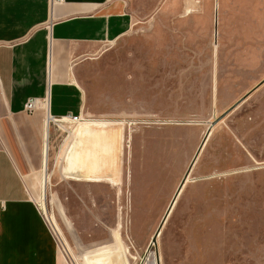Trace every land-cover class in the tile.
Wrapping results in <instances>:
<instances>
[{"label": "rangeland", "instance_id": "374dc122", "mask_svg": "<svg viewBox=\"0 0 264 264\" xmlns=\"http://www.w3.org/2000/svg\"><path fill=\"white\" fill-rule=\"evenodd\" d=\"M147 4L83 76L100 111L51 123L40 209L70 264H264V0Z\"/></svg>", "mask_w": 264, "mask_h": 264}, {"label": "crops", "instance_id": "0c3cea01", "mask_svg": "<svg viewBox=\"0 0 264 264\" xmlns=\"http://www.w3.org/2000/svg\"><path fill=\"white\" fill-rule=\"evenodd\" d=\"M148 1L0 0V264H70L36 203L50 126L100 111L83 76L153 14ZM31 98L40 104L29 112Z\"/></svg>", "mask_w": 264, "mask_h": 264}, {"label": "water", "instance_id": "95a60500", "mask_svg": "<svg viewBox=\"0 0 264 264\" xmlns=\"http://www.w3.org/2000/svg\"><path fill=\"white\" fill-rule=\"evenodd\" d=\"M249 94H247L246 96H244L242 99H240L232 108H230L227 112H225V114H223V116L222 117H220V118H218L216 121H214L213 123H212V127L219 121V120H221L228 112H230L232 109H234L238 104H240L247 96H248ZM211 127V128H212ZM211 128H210V130L208 131V135L210 134V132H211ZM208 135H207V138H208ZM193 165V164H192ZM190 169H191V167H190ZM190 169H189V171H190ZM189 173V172H188ZM188 173H187V175H186V177L184 178V180L182 181V183H181V186H180V188H179V191H178V194L180 193V191L182 190V188H183V186H184V184H185V182H186V180H187V176H188ZM178 194H177V196H178ZM172 210V206H171V208L168 210V212H167V215L165 216V218H164V220H163V222L161 223V225H160V228H159V230H158V232L155 234V236L152 238V243H154V244H156L157 243V237H158V235L160 234V231H161V229H162V227H163V225H164V223H165V221H166V219H167V217L169 216V214H170V211Z\"/></svg>", "mask_w": 264, "mask_h": 264}, {"label": "bare ground", "instance_id": "6f19581e", "mask_svg": "<svg viewBox=\"0 0 264 264\" xmlns=\"http://www.w3.org/2000/svg\"><path fill=\"white\" fill-rule=\"evenodd\" d=\"M64 118H68V117H64ZM72 118H74L75 119V117H72ZM46 174H47V170H46V168H45V176H44V183H45V185H46V181H47V178H46ZM179 188H180V186H179ZM178 188V189H179ZM177 189V190H178ZM45 192H46V186H45V188H44V191L42 192V193H44L45 194ZM175 200V199H174ZM37 204H39V205H41V203L40 202H38L37 201ZM39 207V206H38ZM42 208V207H41ZM163 221H161V223H162ZM161 223H160V225H161ZM160 225H159V227H160ZM158 227V228H159ZM157 230H159V229H157ZM158 231H156V233H157ZM155 233V234H156ZM154 237V236H153ZM157 244V243H156ZM147 264H159V259H158V256L156 255V252H153V253H151L150 255H149V258L147 259Z\"/></svg>", "mask_w": 264, "mask_h": 264}, {"label": "built area", "instance_id": "2783aa9c", "mask_svg": "<svg viewBox=\"0 0 264 264\" xmlns=\"http://www.w3.org/2000/svg\"><path fill=\"white\" fill-rule=\"evenodd\" d=\"M40 104V100H38L37 98H31L29 99L26 104H25V109L29 112H32L34 110H36L38 108ZM68 118H72V117H78V116H67ZM64 118V117H63ZM61 118V119H63ZM57 120H60V119H57ZM56 121V120H55Z\"/></svg>", "mask_w": 264, "mask_h": 264}]
</instances>
